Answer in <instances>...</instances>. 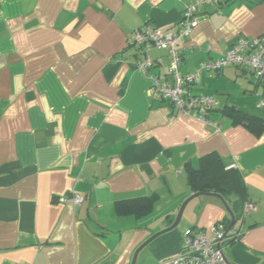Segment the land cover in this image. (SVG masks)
Listing matches in <instances>:
<instances>
[{
    "label": "crops",
    "instance_id": "0c3cea01",
    "mask_svg": "<svg viewBox=\"0 0 264 264\" xmlns=\"http://www.w3.org/2000/svg\"><path fill=\"white\" fill-rule=\"evenodd\" d=\"M197 0H0V264H158L186 229L230 222L216 195L193 194L188 168L216 153L233 164L254 209L223 243L230 264H264V131L233 123L231 108L264 119V75L226 66L188 85L210 94L209 122L150 95L169 78V54L147 45L151 66L127 41L150 24L176 30ZM177 40L188 74L237 38L264 34V0L203 4ZM83 197L75 204L69 196ZM60 196L68 197L60 201ZM152 197L151 211L118 213L117 201Z\"/></svg>",
    "mask_w": 264,
    "mask_h": 264
},
{
    "label": "built area",
    "instance_id": "2783aa9c",
    "mask_svg": "<svg viewBox=\"0 0 264 264\" xmlns=\"http://www.w3.org/2000/svg\"><path fill=\"white\" fill-rule=\"evenodd\" d=\"M226 0H197L185 6L183 15L176 30L167 29L162 31L150 24L136 28L127 44L139 46L145 53L143 58L136 60L135 66L143 71L151 66V58L145 52L147 45L158 49H165L169 54V78L160 82L154 78L149 92L153 98H161L169 101L180 114L193 116L204 122H209V113L216 102L210 94H192L188 91V85L198 78L204 70L217 71L226 66H240L250 69L255 77L264 75V34L253 38L239 37L225 49L221 57L209 62H202L198 69L188 74H181L178 67L181 62V51L177 48V40L180 37L190 35L197 25L196 13L199 6L203 4L219 5ZM264 104V98L259 101ZM230 164L228 168L233 167ZM68 197L60 196L64 201ZM69 198L79 204L83 197L71 194ZM250 201H245L242 212L254 209ZM228 224L225 221H216L203 229L188 228L182 236L180 249L159 261L158 264H228L223 252V243L229 240L227 231Z\"/></svg>",
    "mask_w": 264,
    "mask_h": 264
},
{
    "label": "trees",
    "instance_id": "16d2710c",
    "mask_svg": "<svg viewBox=\"0 0 264 264\" xmlns=\"http://www.w3.org/2000/svg\"><path fill=\"white\" fill-rule=\"evenodd\" d=\"M233 123H240L255 134L264 131V119L249 115L234 108L227 111ZM188 183L193 192L212 191L225 196L232 194L235 207L239 215L247 200L245 186L239 172L232 167L226 168L216 153H209L200 158L199 167L188 168ZM153 205L152 197H140L133 200L117 201L115 209L118 213L132 212L144 214L151 211Z\"/></svg>",
    "mask_w": 264,
    "mask_h": 264
},
{
    "label": "water",
    "instance_id": "95a60500",
    "mask_svg": "<svg viewBox=\"0 0 264 264\" xmlns=\"http://www.w3.org/2000/svg\"><path fill=\"white\" fill-rule=\"evenodd\" d=\"M199 193H206V194L216 195V196H218V197L223 201V203H224L226 209L228 210V212L230 213V216H231V218H230V222H229L228 227H227V231H229V230L232 228V225L234 224L235 217H234V215H233V213H232V211H231V209H230L228 203L224 200L223 196H222L220 193L212 192V191H199V192L197 191V192H194L193 194H191V196L188 197L186 200H184V201L181 203L180 207H179V210H178L177 215H176V219H175L174 222L171 224V226L168 227V229L174 227V226L178 223V221H179V219H180V217H181V214H182V212H183V210H184V207H185L186 203H187L192 197L198 195ZM143 245H145V243H143L141 246H139V247L135 250L134 255H133V260H132V263H131V264H134V263H135L136 256H137L138 252L140 251V249L143 247ZM226 261H227L228 264H230L229 261L227 260V258H226Z\"/></svg>",
    "mask_w": 264,
    "mask_h": 264
}]
</instances>
